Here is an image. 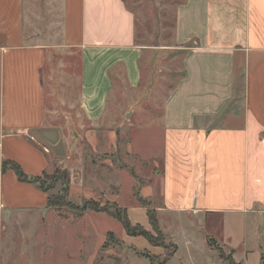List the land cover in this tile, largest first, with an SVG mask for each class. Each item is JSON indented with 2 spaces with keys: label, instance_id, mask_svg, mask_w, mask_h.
<instances>
[{
  "label": "crops",
  "instance_id": "1",
  "mask_svg": "<svg viewBox=\"0 0 264 264\" xmlns=\"http://www.w3.org/2000/svg\"><path fill=\"white\" fill-rule=\"evenodd\" d=\"M55 3L57 14L46 33L28 19L26 0H0V207L7 214L45 211L47 193L20 181L12 169L1 170V164L13 161L28 176L70 169L82 143H93L94 128L106 124L118 96L131 94L126 101L134 112L148 91L150 66L164 54L166 64L178 59L181 74L159 108L160 149L144 155L149 161L160 153V181L145 183L141 194L159 203L151 207L166 236L159 212H191L202 226L215 217L217 235L207 229L206 237L229 244L242 264L255 255L261 264L264 0H183L175 8L171 42L164 45L139 40L126 0ZM68 53L76 55V73L67 71ZM56 89L58 106L75 107L76 120L66 110L64 121L58 120ZM115 133L108 132L110 139ZM109 181L112 193L109 183L94 192L84 179V197L119 203L118 179ZM124 208L129 220L134 215L150 224L145 207Z\"/></svg>",
  "mask_w": 264,
  "mask_h": 264
},
{
  "label": "rangeland",
  "instance_id": "2",
  "mask_svg": "<svg viewBox=\"0 0 264 264\" xmlns=\"http://www.w3.org/2000/svg\"><path fill=\"white\" fill-rule=\"evenodd\" d=\"M126 1L136 15L139 40L161 45L171 42L175 8L183 0ZM55 5V0H26L28 19L36 21L40 24V29L48 33L51 28L47 25L55 20L57 14ZM48 9L53 11L50 12ZM163 58L164 54L159 61L160 64L150 66L152 74L150 84L147 86L148 91L142 92L140 97L142 101L138 107L133 108L134 112L133 110L131 112L132 107L126 101L131 99L132 95L123 93V96H118L114 101L115 105L109 108L111 111L107 115L106 124L94 128L93 143H82L81 151L73 158L70 169L57 167L59 168L57 175L56 168L45 173L48 177L56 175L57 178L49 194L59 193L62 188L60 173L65 170L68 174L69 191L65 197L66 206L58 209L46 207L43 212L26 210L12 214H7L5 209L0 207V264H150L141 252L153 255L154 264H226L219 258L218 251L210 245L205 235L207 229L211 235H217L214 231L215 217H209V220H205L208 222L207 225L202 226L191 212H159L160 225L168 235L161 230L164 235L162 241L150 224H143L144 217L132 215L130 220L138 222L139 227L148 232L153 241L159 243L150 245L146 237L128 234L122 224L108 213L86 210L81 215L78 214L79 206L85 199H89L97 201L100 206L118 210L120 216L124 218L126 214L124 207L129 209L134 203L140 205L137 195L143 198L141 190L145 183L149 182L153 186L159 184L160 153L149 161L144 155L152 149L154 151L160 149L162 130L159 108L168 90L181 74L177 58L167 64L165 62L167 58ZM64 61L67 71L76 73L75 53H68ZM53 93L57 101L53 108L58 112V118H61L58 120L64 121L62 117L65 110L76 120V108L66 109L58 106L61 91L56 89ZM52 104L53 100L50 102V105ZM144 113L155 115L147 116ZM70 126L74 130L76 124ZM86 127L85 125L84 129ZM110 130L116 132L115 139H110L108 135ZM129 145L133 146L132 150L129 149ZM131 170L137 178L131 174ZM114 178L118 179L120 184L119 203L104 200L99 195L93 198L84 197V179L92 185L94 192L99 189L98 185L109 183L110 190L107 192L112 193L114 187L109 179ZM46 182L50 181L47 179ZM150 203L153 206L159 205L156 202ZM211 222L215 226L211 225ZM231 229L232 233L237 232L232 226ZM123 239L135 246L125 244ZM171 240L177 245L173 257L170 255ZM217 243L225 254L232 252L229 244L219 241ZM242 247L240 245V250L236 252L237 257L242 255ZM249 260V264L259 262L256 255L249 257Z\"/></svg>",
  "mask_w": 264,
  "mask_h": 264
},
{
  "label": "trees",
  "instance_id": "3",
  "mask_svg": "<svg viewBox=\"0 0 264 264\" xmlns=\"http://www.w3.org/2000/svg\"><path fill=\"white\" fill-rule=\"evenodd\" d=\"M12 169L17 178L20 181H25V182H30V183H34L38 186V188H40L42 191L47 193V203H46V207H52L54 209H58L60 207L66 206L67 202L65 201V197L69 191V177L68 174L66 173V171L64 170L63 172H61V176H62V188L60 189L59 193L57 194H49L48 192L54 187L55 183H56V175L59 173V168L55 169V174L51 177H48L45 173H43L41 176H28L27 174H25L20 166L13 162V161H4L1 164V170H5V169ZM131 174L137 178V176L135 175V173L133 172V170H131ZM48 179V181L50 182H46V180ZM137 200L140 203L141 206L145 207L147 209V214H148V218H149V223L152 226V228L157 232V234L162 238L163 241V233L161 232V229L159 227L157 218H156V214L154 209L151 207V203L148 202L147 200H145L144 198H142L140 195H137ZM86 210H93V211H98V212H105L108 213L111 217L117 219L123 226V228L126 230V232L130 235H142L144 237H146V239L149 241V243L153 244V245H157L159 243H156L155 241H153L152 236L146 232L145 230H143L142 228H140L138 224H136L135 226H133L131 224V222L129 221L127 215H124V218L120 216L118 210H111L106 206H100L99 203L95 200H89V199H85L83 204L81 206H79L78 211H79V215H81L83 212H85ZM126 210H124L125 212ZM208 241L210 243V245H212L217 251H218V256L219 258L225 262L226 264H242L239 261H236L231 253H227L225 254L223 251V248L217 243V241L213 238V237H208ZM162 244V243H160ZM172 247V251H171V256L176 252L177 250V246L174 243L170 244ZM141 255L145 256L150 264H154V256L148 253H144L141 252ZM263 258H262V263L263 264Z\"/></svg>",
  "mask_w": 264,
  "mask_h": 264
}]
</instances>
